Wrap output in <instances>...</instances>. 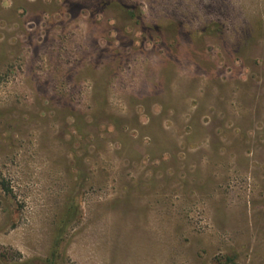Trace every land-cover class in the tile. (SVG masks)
Listing matches in <instances>:
<instances>
[{
  "label": "rangeland",
  "instance_id": "374dc122",
  "mask_svg": "<svg viewBox=\"0 0 264 264\" xmlns=\"http://www.w3.org/2000/svg\"><path fill=\"white\" fill-rule=\"evenodd\" d=\"M0 264H264V0H0Z\"/></svg>",
  "mask_w": 264,
  "mask_h": 264
},
{
  "label": "trees",
  "instance_id": "16d2710c",
  "mask_svg": "<svg viewBox=\"0 0 264 264\" xmlns=\"http://www.w3.org/2000/svg\"><path fill=\"white\" fill-rule=\"evenodd\" d=\"M132 14H135V13H131V15H132ZM234 259H235L234 256H233V257L229 256V258H228L227 261H228L229 263H232V262H234Z\"/></svg>",
  "mask_w": 264,
  "mask_h": 264
}]
</instances>
